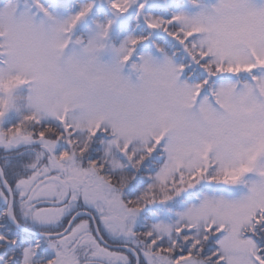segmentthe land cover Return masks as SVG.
I'll return each mask as SVG.
<instances>
[{"label":"snow or ice","instance_id":"1","mask_svg":"<svg viewBox=\"0 0 264 264\" xmlns=\"http://www.w3.org/2000/svg\"><path fill=\"white\" fill-rule=\"evenodd\" d=\"M0 264H264V0H0Z\"/></svg>","mask_w":264,"mask_h":264}]
</instances>
